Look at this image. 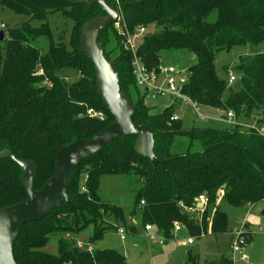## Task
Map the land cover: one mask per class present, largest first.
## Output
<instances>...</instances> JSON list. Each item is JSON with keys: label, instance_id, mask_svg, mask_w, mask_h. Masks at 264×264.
Masks as SVG:
<instances>
[{"label": "trees", "instance_id": "obj_1", "mask_svg": "<svg viewBox=\"0 0 264 264\" xmlns=\"http://www.w3.org/2000/svg\"><path fill=\"white\" fill-rule=\"evenodd\" d=\"M105 1L117 4V0ZM118 6L119 28L110 24L99 37L105 43L112 41L121 90L136 108L132 121L147 124L153 131L155 157L137 153V135L132 134L82 160L68 183L70 201H61L45 217L21 228L13 244L18 264H129L126 255L115 249L89 252L74 239L61 238L56 254L43 250L54 233H76L92 226L90 242L94 243L116 230L119 221L126 223L123 207L100 193L104 175H124L135 183L131 213L139 211L143 229L151 224L167 240L174 237L175 222L189 236L201 239L210 207L214 211L211 233L224 234L228 215L223 206L242 207L264 200V133L257 129L264 126V49H246L264 44V0H119ZM0 7L29 18L15 27L5 24L2 30L6 38L0 40V150L35 161V188L40 189L55 171L61 146L77 137H92L114 120L98 93L94 65L79 42L81 26L105 12L98 3L74 0H0ZM213 13L215 18L209 20ZM57 14L72 23L69 42L63 33L55 37L50 19ZM31 20L40 24L32 25ZM142 27L145 32L136 54L145 67L158 68L163 50L193 53L195 60L187 68L182 92L199 105L232 110L237 119L251 117L258 126H185L181 116L171 120L178 114L174 103L155 113L145 103L148 93L137 85L134 55L125 47L127 34ZM233 49L243 52L233 66L237 80L229 84L228 78L217 74L215 59ZM67 69L77 70L78 75L69 78L62 73ZM90 108L101 111L104 118L88 114ZM178 141L185 145L175 146ZM22 174L15 160L0 157V207L27 198ZM201 196L206 197L207 206L197 222L186 208L194 207ZM245 236L248 244L253 235L246 232ZM186 264H233V260L220 256L198 262L188 251Z\"/></svg>", "mask_w": 264, "mask_h": 264}, {"label": "rangeland", "instance_id": "obj_2", "mask_svg": "<svg viewBox=\"0 0 264 264\" xmlns=\"http://www.w3.org/2000/svg\"><path fill=\"white\" fill-rule=\"evenodd\" d=\"M215 16V13L211 14L209 16V20H213ZM28 19L29 18L24 15L15 14L8 9L0 7V22H4L8 27L21 25ZM50 21L54 22L53 25L55 28V37L58 38L59 34L63 33L64 41L69 42L72 31V23L62 14L54 15L51 17ZM30 23L32 25L40 24V22L37 20H31ZM113 24H115L116 28H119V24L117 22ZM110 32L111 30H109V35L107 38L111 35ZM97 40L103 43L104 54L108 60L111 62L118 61L115 59L116 51L110 43L112 42L111 39H109L110 41H107L108 43H105L106 41L101 39L98 35ZM139 41H141V36L137 42ZM263 45L259 44L255 46H247L246 49L260 50L261 48L264 49ZM42 46L45 48L46 44L43 43ZM241 52L243 51L240 49H233L229 52L220 54L215 59V70L220 77L227 79L229 76V69H232L233 73L237 76L233 66H235L238 56L241 55ZM194 60V54L186 50L171 49L163 50L161 52V63L163 65H174L180 72V75L184 78L187 75L188 66L191 65ZM226 66L227 68L229 67V69H227L228 71L226 70ZM62 73L67 75L69 78H73L78 75L77 70L70 69L63 70ZM145 103L152 107L155 113L160 112L167 105L174 103L175 109L182 116L185 126H195L199 128L231 127L235 126L236 122L248 127L258 126L257 122L253 118L246 117L244 115H239L238 119L235 116V123H230L223 119L226 113L225 111L224 113H221L218 108H212L203 105H198L195 108L186 100H184L183 103H179V101L175 102L174 99L167 94L158 95L155 98H153L151 95H146ZM198 112L205 115L206 117L200 118L198 116ZM259 127L262 128L261 130L264 129V126ZM184 145L185 144H183L181 141L175 143V146L178 147ZM135 186V183H131L124 175H104L101 177L100 193L105 199L123 207L126 212V223L119 221L117 224H125L126 226L124 227L126 228L127 232L125 240L120 238L119 234L117 233V229L105 233L101 238L94 240L93 244L96 249H115L126 255L129 264H185L188 251H191L193 255L197 256L198 262L210 259L213 260L219 258L220 256H225L229 259H232L233 264H264V200H260L253 205H245L242 207H234L230 205L223 206V209H225L228 215V230L225 233H228L229 229H237L240 227V224L243 221L248 226V228L245 227V231L248 232L250 230L252 233H254L253 239L249 241L245 248L248 259L246 261H242L238 259V256L234 257V253L229 246L228 234L218 236L217 242L215 241V237L209 228L214 212L213 207H210L209 214L207 215V231L204 233L201 239H195L193 244L182 246L179 243V241L189 238V235L185 231H180L177 234V238H171L164 244H158L147 240L145 238V232L141 224L139 211L131 213ZM220 194L222 195V192H220ZM187 212L195 219V221L201 222L200 215L203 213L202 211L193 212L187 210ZM109 221L112 222L113 219L110 218ZM129 225L137 227L139 231L138 235L129 233ZM92 236V226H88L76 233H54L51 235L50 241L46 246H44L43 250L56 254L58 252L57 242L61 238L68 240L74 239V241L81 240L85 243H88L91 241Z\"/></svg>", "mask_w": 264, "mask_h": 264}, {"label": "water", "instance_id": "obj_3", "mask_svg": "<svg viewBox=\"0 0 264 264\" xmlns=\"http://www.w3.org/2000/svg\"><path fill=\"white\" fill-rule=\"evenodd\" d=\"M73 1V0H72ZM76 3H98L105 14L87 20L80 28L81 51L92 61L96 74L97 90L114 120L102 132L89 137H77L73 142L60 147L56 154V168L40 189L35 188L37 163L19 158L9 149L0 150V157H10L23 170L22 182L27 198L10 206L0 207V264H18L14 258L13 244L21 228L27 222L37 221L59 207L61 201H70L68 183L76 166L89 155L102 149L111 141L136 134L134 149L137 153L154 158V133L147 124H135L132 115L136 108L126 92L121 90L119 62H111L104 54L103 43L97 40L101 30L118 21L117 4L105 0H74ZM6 38L0 31V40ZM128 231L136 233L135 226Z\"/></svg>", "mask_w": 264, "mask_h": 264}, {"label": "built area", "instance_id": "obj_4", "mask_svg": "<svg viewBox=\"0 0 264 264\" xmlns=\"http://www.w3.org/2000/svg\"><path fill=\"white\" fill-rule=\"evenodd\" d=\"M117 5L119 4V0L116 1ZM119 11V18L118 21L121 19V12L120 7L118 6ZM117 21V23H118ZM5 28V23H0V31ZM145 32V28H140L134 34H127L128 41L125 44L126 49L130 50L133 55L134 59L132 61V69L133 74L135 76V80L137 85L145 90L148 95H151L155 98L158 95L167 94L173 99L181 100L182 103L184 100L189 102L193 107L196 108L199 104L191 100L187 95L182 92V86L185 82V78L180 75V72L174 65H163L160 64L158 68L149 70L145 65L141 62L139 57L136 54V50L138 47L139 42L137 40L140 36ZM252 54V53H251ZM39 73H42V70H39ZM237 80V76L233 73L232 69H229V76H228V83L233 84ZM88 114L98 117L100 119L104 118V115L101 111H96L92 108L88 109ZM198 116L200 118L206 117L205 115L198 112ZM180 118L179 114H174L171 117V120H178ZM226 121L230 123H235V114L232 110H229L225 113L223 117ZM236 124H238L236 122ZM235 124V125H236ZM259 132L264 133V129L257 128ZM207 206V199L204 196H201L197 199V203L194 207H188L186 210L189 211H204ZM210 227V226H209ZM246 223L243 221L240 224V227L232 231L231 240H230V248L234 253V257L238 256L239 260L246 261L248 259V255L245 251L247 245L246 239V231H245ZM183 225L179 222H175L174 224V237L177 238V234L183 230ZM145 238L147 240L153 241L158 244H164L167 239L160 234L151 224H146L144 226ZM126 228L123 225L117 226V233L119 234L122 240L126 239ZM194 236H189L187 239H183L179 241L182 246H188L189 244H193L195 242ZM76 245L84 250L89 252H93L95 249L94 244L92 242L85 243L81 240H75Z\"/></svg>", "mask_w": 264, "mask_h": 264}, {"label": "crops", "instance_id": "obj_5", "mask_svg": "<svg viewBox=\"0 0 264 264\" xmlns=\"http://www.w3.org/2000/svg\"><path fill=\"white\" fill-rule=\"evenodd\" d=\"M184 108V107H183ZM219 111H221V113H224V111L223 110H220V109H218ZM179 114V113H178ZM180 115V114H179ZM224 115V114H223ZM181 116V115H180ZM181 118H182V116H181ZM135 228H136V233H137V227L135 226ZM210 228V227H209ZM247 228H248V226H247ZM211 230V229H210ZM234 229H229V232L228 233H224V234H228L229 235V237H228V240H229V246H230V240H231V235H232V231H233ZM181 231H184V230H181ZM248 231V230H247ZM248 232H250L252 235H253V237H254V233H252L250 230L248 231ZM135 233V234H136ZM224 234H221V235H224ZM212 235V234H211ZM221 235H214V237H215V241L217 242V237L218 236H221ZM58 243V242H57ZM152 244V243H151ZM95 247V246H94ZM246 251V250H245ZM188 254V253H187ZM186 260H187V257H186ZM211 260V259H210ZM185 264H186V261H185Z\"/></svg>", "mask_w": 264, "mask_h": 264}]
</instances>
